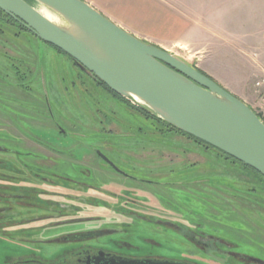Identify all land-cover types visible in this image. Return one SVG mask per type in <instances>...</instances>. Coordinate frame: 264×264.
<instances>
[{"label":"rangeland","instance_id":"obj_1","mask_svg":"<svg viewBox=\"0 0 264 264\" xmlns=\"http://www.w3.org/2000/svg\"><path fill=\"white\" fill-rule=\"evenodd\" d=\"M37 8L50 19L60 21L44 7ZM239 52L246 61L249 57L256 58L252 50ZM258 52L264 61V49ZM182 53L186 60L197 62L195 55ZM197 56L198 68L217 80L221 87L240 95L249 91L244 99L255 110L257 78L253 76L251 83L245 81V64H234L232 68L228 65L231 58H214L213 51L209 50L204 51L202 58ZM46 106L51 110L50 118ZM162 127L149 113L132 110L102 91L67 55L29 32L23 31L17 38L0 34V264L33 251L43 259H53L60 247L57 240L37 243L35 238L22 240L23 235L16 232H26L29 228L41 230L48 222L61 225L60 221H71L73 217L83 220L72 224L78 227L77 231L119 229L126 232L122 239L139 245L148 244L145 240L150 238L158 239L163 248L155 247L156 253L176 259L194 260L199 264H264V185L261 184L264 180L251 173L239 178L238 174L242 173L238 172V165L212 148L208 151L217 154L216 159L206 155L212 157L206 160L190 153L188 149L194 148L192 145L177 139L176 135L168 141L172 135L157 131ZM158 142L169 146H155ZM90 150L105 152L121 170H136L131 173L142 184L109 173ZM138 165L144 168L136 169ZM29 171L38 177H31ZM82 183L92 186L96 193L77 192V199L64 196V187L79 190ZM9 187L35 191L23 193L34 203L61 198L57 208L65 214L45 210L44 205L41 210L26 205L10 211L15 212V220L19 221L15 224V220L9 221L13 215L2 208L7 201L4 195L11 193ZM106 189L112 194L99 192ZM88 201L93 205L86 204ZM98 201H104L108 208L95 207ZM135 213L147 218H168L184 227L193 228L190 223H198L206 234L222 240V254H204L175 233L164 234L159 230L157 234L155 226L140 225L125 218L135 217ZM25 217L34 221L23 223ZM62 242L66 244L70 240ZM112 242L107 245L112 246ZM99 243L102 242L92 240L80 245ZM241 256H249L252 261L245 262Z\"/></svg>","mask_w":264,"mask_h":264},{"label":"water","instance_id":"obj_2","mask_svg":"<svg viewBox=\"0 0 264 264\" xmlns=\"http://www.w3.org/2000/svg\"><path fill=\"white\" fill-rule=\"evenodd\" d=\"M0 11L65 53L115 95L264 178L262 119L182 59L137 39L82 0H0ZM106 264L180 263L111 259Z\"/></svg>","mask_w":264,"mask_h":264},{"label":"crops","instance_id":"obj_3","mask_svg":"<svg viewBox=\"0 0 264 264\" xmlns=\"http://www.w3.org/2000/svg\"><path fill=\"white\" fill-rule=\"evenodd\" d=\"M82 1L127 33L177 56L208 77L207 72L198 68L197 64L200 60L197 55L202 58L204 51L208 50L210 53L213 51L214 58H231L232 61L228 63L230 67L238 63L245 64L246 82L251 83L253 76L258 78L263 72V55L258 54V51L264 49V0ZM241 50L254 51L252 55L256 58L249 57L246 61L241 57ZM183 51L195 55L197 62L183 58ZM224 89L250 106L244 99L249 96V91L242 96L227 87ZM176 138L194 147L188 149L190 153L206 160L217 158V154L210 153L191 140L178 135Z\"/></svg>","mask_w":264,"mask_h":264},{"label":"flooded vegetation","instance_id":"obj_4","mask_svg":"<svg viewBox=\"0 0 264 264\" xmlns=\"http://www.w3.org/2000/svg\"><path fill=\"white\" fill-rule=\"evenodd\" d=\"M72 62L74 64V66L80 70V72L84 73V75L90 80V82H92L97 87H101L102 91L110 94L111 96L119 99L122 102V100L120 98H118L113 92H111L98 79H96L93 75L88 74V73L84 72L83 70H81L74 61H72ZM48 107L49 106H46V109L48 112V116L50 118V115L52 116V113ZM132 110H134V109H132ZM57 129H58V127H57ZM27 138L34 140L33 137L30 138L27 136ZM191 141H193V140H191ZM196 144L199 145L198 143H196ZM155 146H162V147L167 148L169 145L165 144V143L158 142V144ZM90 152L96 157V159L99 162H101L103 164V166H106L108 168L109 173H111L113 175H117L118 177H122V178L127 179V180L135 179L136 176L133 173H136L137 172L136 170L131 171L133 173L121 170L118 166L114 165L112 160L109 159V156L101 150L99 152L96 150H93V151L90 150ZM100 154L103 155L104 157H106L116 167L117 170L114 169L112 166L108 165V163H106L101 158ZM149 160L151 161L150 158H148V161ZM76 161H82V159H76ZM141 162H143V161H140V163ZM146 165L147 164H145V166ZM137 167L141 168V167H143V165H138L135 168L137 169ZM28 170H29V168L27 169V171ZM38 171H39V168H38ZM182 171H184V170H182ZM29 172L31 174V177H34V178L38 177L37 173L31 172V171H29ZM15 173H18V171ZM131 182L142 184L139 182V180H136V179L132 180ZM74 184H80V183L74 182ZM81 185L82 186H79V187L81 189L84 188L83 190H81L79 187H78L79 190L75 189L73 187L72 188L64 187L65 192H66V195H64V196H69V198H71V199H77L75 196V193H77V192H80L84 195H92L90 193H96V192H93L94 190H92V188H93L92 186L89 187L88 185H86L84 183H82ZM55 188L61 189L63 187L62 186L61 187L56 186ZM9 190L11 191L10 194H8L7 192H6V195L3 194L7 201H5L6 206L2 207L7 211V213L9 215H13V216L9 217L10 218L9 221L13 222V220H15V216H16L15 212L10 213V211L13 208H16V207L20 208V207H24L26 205H29L30 207L33 206L34 209H38V210H41L39 208L43 207V205H44L45 210L56 212L58 215L59 214H62V215L65 214V213L60 212V210L57 208L59 206V202H60V201H58V199L60 200L61 198H58L56 200H47L46 202H40V203H38L36 201L37 203H34L33 201L32 202L29 201L30 199H27V196L25 194H23L24 192H30L31 191L30 189H28L26 187H9ZM19 191L22 193H19ZM36 191L40 192V190H36ZM31 192L34 193L35 191H31ZM99 192L105 193V195H107V196L112 194V191H109L108 189H106L105 191H99ZM38 196L39 195L37 194L36 197H38ZM85 198H88V197L85 196ZM20 199H24V200L22 201ZM88 200H89V198H88ZM41 203H43V204H41ZM44 203L49 204L50 207L45 206ZM67 204H73V203H67ZM86 204L93 205V203L92 202L89 203V201L86 202ZM94 204H95L94 205L95 207H99L101 205V207L104 209L108 208V205H106V203L104 201H98V202H95ZM123 205H124V202L120 206H123ZM70 207H71V205H70ZM72 209H73V207H72ZM121 212H122L121 215H123V217H124V212L123 211H121ZM16 214L20 215V213L18 211L16 212ZM52 216H54V215H52ZM66 216H67V214H66ZM43 218H45V217L43 216ZM64 218H66V217H64ZM125 218L130 219L131 221L138 222L140 225L155 226L154 228H155L156 233L159 230H161V232L164 234L175 233L178 236H180V238H183L184 240L188 241L199 252H203L204 254L205 253L211 254V255L213 254L214 256H216V255L219 256L220 254H222V251H221L222 240L219 237H215V236L206 234L205 231L201 230V227H200L201 225L198 223H190V225L194 226L193 228L191 226L184 227V225L182 226L180 223H178L176 221L174 222L172 220H169L168 218H165L162 220L158 219V218L151 217V216L147 218L143 215H139L136 213H135V217L133 216L131 218H127V217H125ZM78 219L79 218L73 217V218H71V221L70 220H62V221H60L61 225L56 224L58 226L48 222L47 224H45V228L43 227V229H41V230L40 229H34V228H29L26 230V232L25 231L20 232L18 230L16 233L17 234L21 233V235H23V237H24V238H22V240H24L26 238L27 241H30L29 239L35 238L37 240V243L49 242V241L54 242L57 240V243H59L58 246H60V247L57 250L56 256H54L53 259H50V260L43 259V257H41L42 255L37 254L35 251H33V252H29L28 254L25 253V254H22L20 256H17L16 258L9 259L8 261H6V264H106V262H108L111 259H114V260L115 259H117V260L121 259V260H126V261H128V260L158 261V262L159 261H168V262H174V263H180V264H199V263H197V261H194V260L180 259V258L176 259L174 257H169V256H166L164 254H160L158 252L159 250H157L158 253H156L155 247L161 249V248H163L162 247L163 245L160 243V241L159 242L157 241L158 239H155V238H150V239L145 240L146 243H148L149 245L143 244V243H142V245H139L136 242L129 241L128 239H126V240L122 239V236L126 235V232L123 230H119V229L97 228V229L77 231L78 227H76V228L72 227V226H75L72 224H78V223L83 222V220H78ZM36 220H40V218H36ZM22 221H23V223H31L32 221H34V219L32 220V219L25 217V218H23ZM66 221H70V222L63 224V222H66ZM17 222H19L18 219L14 221L15 224H18ZM20 223H22V222H20ZM120 223L122 224L123 222H119V224ZM27 225L30 226L29 224H27ZM52 226H53V228H51ZM110 226H111V223H110ZM69 227H71V228H69ZM158 227L160 229H157ZM62 228H64V229H62ZM171 229H173V230H171ZM21 230H23V229H21ZM51 230L53 231L55 236L50 237L53 234V233L50 234ZM63 232H65V233H63ZM77 232H79V233L75 234ZM123 232H125V234H123ZM157 234H160V233H157ZM114 236H116V237L114 238ZM109 237H113V239H110ZM68 240H70V242H67L66 244H64V242H62V241H68ZM92 240H95L96 242L101 241L102 243H99L96 245H90V244H87L85 246L80 245V243H85V242H89ZM110 240H113L112 246L107 245V242H109ZM73 242H75V243H73ZM76 243H78V244H76ZM164 250H166V249H164ZM231 257H233L234 259H237V260H242V259L238 258L237 256L231 255ZM241 258H244L245 262L252 261L249 258V256L248 257H246V256L242 257L241 256Z\"/></svg>","mask_w":264,"mask_h":264},{"label":"trees","instance_id":"obj_5","mask_svg":"<svg viewBox=\"0 0 264 264\" xmlns=\"http://www.w3.org/2000/svg\"><path fill=\"white\" fill-rule=\"evenodd\" d=\"M4 29H6L8 32L4 31ZM17 31H16V30ZM23 31H26V32H29L27 29H25L24 27H22L20 24H18L16 21H14L13 19H11L9 16H7L6 14H4L2 11H0V34H3V33H6V34H11L12 37H19L21 32ZM30 33V32H29ZM31 34V33H30ZM53 47V46H52ZM54 49H56L58 52H61L63 53L62 51H60L59 49L53 47ZM65 54V53H63ZM66 55V54H65ZM69 57V56H68ZM70 58V57H69ZM71 59V58H70ZM72 60V59H71ZM117 96V95H116ZM118 98H120L122 100V102L127 106L129 107L130 109H134V110H137L139 112H141L142 114H147V112L141 110L140 108L136 107V106H133L130 102H128L127 100L117 96ZM155 120H157L158 122L161 123V125L163 126L161 129L157 130L158 132H160L161 135H164L166 133H169L170 135L174 136V135H178V136H182L188 140H193L195 143H198L200 147L204 148L205 150H209L210 147L209 145L203 143V142H200L178 130H176L175 128L171 127L170 125L162 122L161 120L157 119L156 117H154L153 115H151ZM263 121V120H262ZM213 149V148H212ZM215 150V149H214ZM217 151L218 153L222 154V155H225L223 154L222 152L218 151V150H215ZM227 158L225 159H231L234 161V163L236 165H238V172L242 173V174H238L239 178H243L242 176H245L244 174L245 173H251L255 176H258L260 177L262 180H264V178L262 176H260L258 173H256L255 171H253L252 169H250L249 167L243 165L242 163L232 159L231 157L225 155ZM252 175V176H253ZM246 178V177H244ZM247 179V178H246ZM262 185H264V181L263 183H261ZM253 192L255 190H252ZM242 199V198H240ZM263 205V204H262ZM264 206V205H263Z\"/></svg>","mask_w":264,"mask_h":264},{"label":"built area","instance_id":"obj_6","mask_svg":"<svg viewBox=\"0 0 264 264\" xmlns=\"http://www.w3.org/2000/svg\"><path fill=\"white\" fill-rule=\"evenodd\" d=\"M254 88L257 93V107L255 108V112L264 119V69L255 82H254ZM254 109V108H253Z\"/></svg>","mask_w":264,"mask_h":264},{"label":"bare ground","instance_id":"obj_7","mask_svg":"<svg viewBox=\"0 0 264 264\" xmlns=\"http://www.w3.org/2000/svg\"><path fill=\"white\" fill-rule=\"evenodd\" d=\"M43 13H46V12H43ZM46 17H48V15H47ZM48 18H49V17H48Z\"/></svg>","mask_w":264,"mask_h":264}]
</instances>
